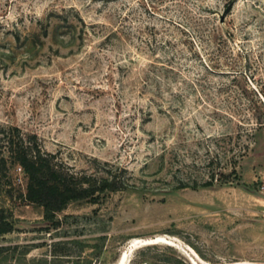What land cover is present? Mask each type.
<instances>
[{
  "label": "rangeland",
  "instance_id": "374dc122",
  "mask_svg": "<svg viewBox=\"0 0 264 264\" xmlns=\"http://www.w3.org/2000/svg\"><path fill=\"white\" fill-rule=\"evenodd\" d=\"M0 127L128 184L54 226L10 165L0 264H264V0H0Z\"/></svg>",
  "mask_w": 264,
  "mask_h": 264
},
{
  "label": "trees",
  "instance_id": "16d2710c",
  "mask_svg": "<svg viewBox=\"0 0 264 264\" xmlns=\"http://www.w3.org/2000/svg\"><path fill=\"white\" fill-rule=\"evenodd\" d=\"M233 140L232 135L226 136ZM35 138H27L20 129L0 127V187L11 182L10 165L19 166L28 178L26 201L44 209L45 219L52 225L58 226L61 221L57 214L73 201L89 199L96 202L106 192H118L127 189L123 174L126 169H103L95 173L77 172L57 154L46 152ZM244 149L231 148L233 158L242 156ZM220 156L219 151L207 150V155ZM160 173L168 170L178 188H186L182 179L181 157L178 148L165 151L158 157ZM95 162L99 163L98 160ZM176 162V164H175ZM113 167V166H112ZM169 173V174H170ZM232 173L237 174V166L232 165ZM218 175V181L227 183V176L213 173L211 181L203 186H212ZM225 180V181H224ZM197 184V183H196ZM4 211L0 210V235L12 232L13 225L6 221Z\"/></svg>",
  "mask_w": 264,
  "mask_h": 264
},
{
  "label": "bare ground",
  "instance_id": "6f19581e",
  "mask_svg": "<svg viewBox=\"0 0 264 264\" xmlns=\"http://www.w3.org/2000/svg\"><path fill=\"white\" fill-rule=\"evenodd\" d=\"M155 240H160V241H165V242H169L170 244H172L173 246L175 245L174 242L171 240L169 241V239H166V238H163V237H158L156 239H150V240H142V239H137V240H134L131 244H133L134 246L131 247L130 245V248H129V251H134L140 247H143V246H146V245H149V244H153V242ZM156 243V242H154ZM128 252H124V254L122 255V257L120 258L119 262L117 264H124L125 263V260L128 258Z\"/></svg>",
  "mask_w": 264,
  "mask_h": 264
},
{
  "label": "built area",
  "instance_id": "2783aa9c",
  "mask_svg": "<svg viewBox=\"0 0 264 264\" xmlns=\"http://www.w3.org/2000/svg\"><path fill=\"white\" fill-rule=\"evenodd\" d=\"M20 172H23L22 169L19 167Z\"/></svg>",
  "mask_w": 264,
  "mask_h": 264
},
{
  "label": "water",
  "instance_id": "95a60500",
  "mask_svg": "<svg viewBox=\"0 0 264 264\" xmlns=\"http://www.w3.org/2000/svg\"><path fill=\"white\" fill-rule=\"evenodd\" d=\"M150 245V244H149ZM134 245L133 244H131V247H133Z\"/></svg>",
  "mask_w": 264,
  "mask_h": 264
}]
</instances>
